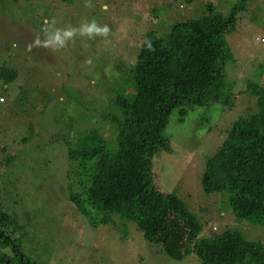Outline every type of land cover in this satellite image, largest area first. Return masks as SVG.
Instances as JSON below:
<instances>
[{"label":"rangeland","instance_id":"rangeland-1","mask_svg":"<svg viewBox=\"0 0 264 264\" xmlns=\"http://www.w3.org/2000/svg\"><path fill=\"white\" fill-rule=\"evenodd\" d=\"M174 1L181 5L178 19V13L171 12L168 6L170 0H0V68H17L20 83L28 87L27 79L33 80L30 91L35 90L23 94L15 83L5 84L0 78V94L6 99L0 102V166H4L8 152L20 155L25 147L26 160L21 163L28 170L26 174L21 164L14 163L17 172L13 178L18 180L5 182L0 178V203L9 206L10 211L15 210L20 223H26L24 250L38 264H201L177 231L172 236L173 242L180 246L179 251L188 253L183 261L165 253L163 259L159 243L145 246L143 232L137 225L133 230L132 227L125 230V234L112 225L91 227L71 204L69 196L66 198L68 166L63 153H59L60 148L62 152L65 148H54L49 142L44 145V140L41 143L34 138V129L30 128L32 124L40 130L37 122L41 119L44 123L41 112H45L50 119L45 137L51 140L66 127L65 107L88 102L99 109L88 110L93 116L99 112V124L92 123L107 140L113 139L112 126L100 119V113L118 90L133 96L131 85L123 79V70L136 62L141 45L157 30L195 18V9L204 10L212 5L228 13L236 2L195 0L188 5L185 0ZM226 38L239 65L237 73L228 65L227 75L237 80L243 76L244 80L257 78L261 70L257 67L264 66V0L251 2L237 17L234 32ZM71 74L74 78L69 81L67 77ZM66 84L77 87L78 99L66 100ZM238 84L236 87L244 89V84ZM238 99L235 110L224 111L219 103L189 107L183 122L178 120L177 112L173 113L165 131L173 151H164L159 161L155 160L161 189L176 193L190 210L194 208L207 222L205 232L220 233L227 226L236 225L234 213L227 208L226 196L207 194L202 176L204 158L206 161L208 153L218 148L223 131L244 110L256 107L257 99L253 96H241L239 92ZM28 122L30 125L24 127ZM209 126L213 128L206 129ZM219 128L222 135H217ZM208 140H213L209 148L205 144ZM5 147L9 149L3 151ZM0 177H4L2 171ZM39 177L48 179L43 188ZM243 224H249L259 235V228L246 221ZM163 233L157 236L160 243ZM167 243L173 245L169 234Z\"/></svg>","mask_w":264,"mask_h":264},{"label":"trees","instance_id":"trees-1","mask_svg":"<svg viewBox=\"0 0 264 264\" xmlns=\"http://www.w3.org/2000/svg\"><path fill=\"white\" fill-rule=\"evenodd\" d=\"M194 1L185 0L184 3L190 5ZM251 2L254 0H236L228 13L212 5L205 11L195 9V18L176 21L162 31L157 30L145 41L139 48L136 62L123 70V79L131 85L133 96L118 90L116 97L100 113V119L112 126L113 139L107 140L92 123L99 124V112L93 116L88 110L99 109L88 102L67 105L68 108L65 105L66 127L51 140L45 137L50 121L45 112H41L44 123L41 119L37 122L39 131L29 122L25 123L24 127L29 124L31 130L34 129V138L41 143L44 140V145L49 142L54 148H65V152L60 148L59 153H63L68 166L66 198L69 196L71 204L91 227L112 225L125 234V230L130 227L133 230L137 225L147 242L145 246L160 244L163 259H166L163 253L177 261L188 256L186 250L179 251L180 246L173 242L172 236L177 231L201 264H264V66L257 67L261 70L254 80H244L243 76L238 81L227 75L228 65L236 73L239 65L226 35L234 32L237 17ZM168 6L171 12L178 13V19L181 5L170 0ZM19 76L15 67L0 68V78L5 84L15 83L23 94L35 92L30 91L33 80L27 79L30 86L26 87L20 83ZM67 78L71 81L74 75ZM238 82V86L245 85L244 89L236 87ZM66 86V100L78 99L77 87ZM239 92L241 96L255 97L256 107H249L234 118L231 126L223 131L224 135L219 128L217 135L223 138L218 148L208 153L206 161L203 157L202 176L207 194L226 196L227 208L234 213L236 225L227 226L220 233L205 232L207 222L194 208L190 210L176 193L161 189L155 164L164 151H173L165 134L173 113L177 112L178 120L183 122L189 107L219 103L224 111L235 110V104L240 102ZM4 101L5 96L0 94V102ZM212 141L205 143L207 148ZM5 149L9 148L3 151ZM20 151V155L6 154L4 166H0L3 181L18 180L13 178L17 172L13 164L22 165L26 160L23 157L26 148ZM21 169L26 167L22 165ZM37 180L42 187L48 179L39 177ZM63 196L64 193L62 198L66 200ZM244 221L259 228V235L249 224L245 226ZM26 233V223H20L16 211L0 203V264H38L24 250ZM161 233L160 243L157 236ZM168 234L173 245L167 243Z\"/></svg>","mask_w":264,"mask_h":264},{"label":"clouds","instance_id":"clouds-1","mask_svg":"<svg viewBox=\"0 0 264 264\" xmlns=\"http://www.w3.org/2000/svg\"><path fill=\"white\" fill-rule=\"evenodd\" d=\"M1 100H3V99H1Z\"/></svg>","mask_w":264,"mask_h":264}]
</instances>
